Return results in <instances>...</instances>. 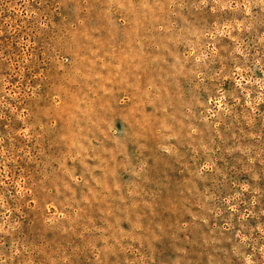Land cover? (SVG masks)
<instances>
[{
  "label": "rangeland",
  "instance_id": "374dc122",
  "mask_svg": "<svg viewBox=\"0 0 264 264\" xmlns=\"http://www.w3.org/2000/svg\"><path fill=\"white\" fill-rule=\"evenodd\" d=\"M0 264H264V0H0Z\"/></svg>",
  "mask_w": 264,
  "mask_h": 264
}]
</instances>
